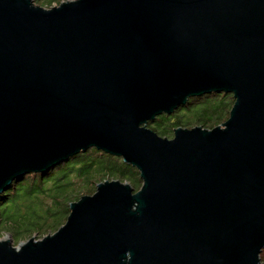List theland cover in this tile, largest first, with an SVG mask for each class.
Masks as SVG:
<instances>
[{"label": "water", "instance_id": "obj_1", "mask_svg": "<svg viewBox=\"0 0 264 264\" xmlns=\"http://www.w3.org/2000/svg\"><path fill=\"white\" fill-rule=\"evenodd\" d=\"M229 93L213 128L147 125ZM91 148L139 172L0 264H262L264 0H0V193Z\"/></svg>", "mask_w": 264, "mask_h": 264}, {"label": "trees", "instance_id": "obj_2", "mask_svg": "<svg viewBox=\"0 0 264 264\" xmlns=\"http://www.w3.org/2000/svg\"><path fill=\"white\" fill-rule=\"evenodd\" d=\"M216 100L224 104L223 114L219 113L215 105ZM233 101L229 93L213 92L192 97L175 109L172 114L157 116L149 128L158 135L169 138L172 137L173 129L179 126L191 128L199 125L210 129L228 118ZM192 115H195V120ZM108 177L120 178L135 190L141 186L139 172L136 168L124 163L122 158L95 148L75 154L62 165L37 175L31 184L27 177L15 181L0 195V232H10L16 243L19 239L30 238L35 233L56 231L66 221L69 204L82 195L92 194L96 184L109 180ZM47 181H51V187L44 185ZM62 195H66L64 204L60 200ZM26 206L40 210L32 211L27 216L24 213L22 215L17 213ZM50 220H53L52 224H48Z\"/></svg>", "mask_w": 264, "mask_h": 264}, {"label": "rangeland", "instance_id": "obj_3", "mask_svg": "<svg viewBox=\"0 0 264 264\" xmlns=\"http://www.w3.org/2000/svg\"><path fill=\"white\" fill-rule=\"evenodd\" d=\"M63 1H67V0H59V1H52V2H47L46 0H32V2H33V4L34 5H39V6H41V7H43V8H50V7H52V6H55V5H59L61 2H63ZM60 2V3H59ZM188 101V100H187ZM216 102V107H217V109H218V111H219V113H221V114H223L224 113V104H221V103H219V100H216L215 101ZM194 105V104H193ZM193 105H191V106H193ZM192 117H193V120H195V115H192ZM156 119V118H155ZM155 119H154V121H155ZM153 121V122H154ZM152 122H150V123H148V127L150 126V124H151ZM168 137V136H167ZM120 158V157H119ZM65 162H67V160L66 161H64V162H62V163H60V164H58V165H62L63 163H65ZM58 165H56V166H58ZM55 166V167H56ZM55 167H53V169L55 168ZM50 169H52V168H50ZM49 169V170H50ZM48 171V170H47ZM47 171H45V172H47ZM45 172H42V173H27V174H25L22 178H24V177H27V180L29 181V184H31L32 183V181L34 180V179H36L37 178V175L39 176L40 174H43V173H45ZM94 176H95V174H94ZM107 179H109V180H112V179H116L115 177H108ZM17 180H19V178H17V179H15L14 181H12V183H10V186L8 187V188H10L13 184H14V182L15 181H17ZM118 180H120L121 181V179L119 178ZM125 182V181H124ZM127 183V182H126ZM46 187H51V181H47V183L46 184H44ZM7 188V189H8ZM7 189H5L4 191H6ZM135 190V189H134ZM4 191H2L1 193H0V195L4 192ZM66 196V195H65ZM65 196L64 195H62L61 196V203L62 204H64V202H65ZM34 208H32V209H30V208H28L27 206H26V208L25 209H22L21 210V212H17L18 214H20V215H22L23 213L25 214V216H27V215H29L32 211H39L40 209H34ZM53 223V220H50L49 222H48V224H52ZM54 231L53 230H49L48 232H45V233H43V234H40V233H35L34 235H32L31 237H34L35 239H40V238H42L43 236H45V235H47V234H50V233H53ZM27 239H29V237H27V238H21V239H19L18 241H16V243H15V240H14V238H13V236H12V234L10 233V232H7V231H2V232H0V240H10L11 241V243L13 244V245H15V246H17V245H19V244H21V243H24ZM260 262L262 263V264H264V251H262L261 252V255H260Z\"/></svg>", "mask_w": 264, "mask_h": 264}]
</instances>
